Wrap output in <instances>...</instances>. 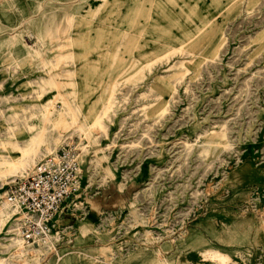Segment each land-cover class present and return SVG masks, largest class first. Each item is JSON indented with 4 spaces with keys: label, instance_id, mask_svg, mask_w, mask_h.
Returning <instances> with one entry per match:
<instances>
[{
    "label": "rangeland",
    "instance_id": "1",
    "mask_svg": "<svg viewBox=\"0 0 264 264\" xmlns=\"http://www.w3.org/2000/svg\"><path fill=\"white\" fill-rule=\"evenodd\" d=\"M66 143L115 200L22 249L5 192ZM0 174V264H259L264 0H0Z\"/></svg>",
    "mask_w": 264,
    "mask_h": 264
},
{
    "label": "built area",
    "instance_id": "2",
    "mask_svg": "<svg viewBox=\"0 0 264 264\" xmlns=\"http://www.w3.org/2000/svg\"><path fill=\"white\" fill-rule=\"evenodd\" d=\"M76 147L64 144L28 177L7 188L8 202L21 213L19 232L28 246L44 243L57 232L79 199L82 164Z\"/></svg>",
    "mask_w": 264,
    "mask_h": 264
},
{
    "label": "crops",
    "instance_id": "3",
    "mask_svg": "<svg viewBox=\"0 0 264 264\" xmlns=\"http://www.w3.org/2000/svg\"><path fill=\"white\" fill-rule=\"evenodd\" d=\"M25 23H26L25 21H22V23L19 24V26L18 25L16 26V24H15L14 26H12V30H21V29H23L24 28L23 26H24ZM82 171H83V166H82ZM82 177L84 178V172H83V176ZM94 185L95 186H92L90 188L91 189L94 188L93 191H95V189H98L99 188L100 189L99 192H98L99 195H100L101 192H104V190L106 188H109V186H100V187H97L96 184H94ZM114 188L120 190V188H117V187H114ZM125 188H126V186H125ZM81 189H82V187H81ZM81 189H80L79 199L84 198L85 197L84 194L87 192V190H84V188L82 190ZM87 195L89 196V193L88 192H87ZM106 195L107 194L103 195V197H101V196L100 197L95 196L96 197V198L94 197L95 199H93V197H92V203H94V204H92L90 206V208L88 209V212L87 211L86 212L84 211V208L87 209L88 207L81 208V206L79 205L80 203H77L78 200H79L78 199L74 203V205L72 206L71 211L64 216L63 226H65L66 224H69L70 222L73 221L74 225H72L71 227H68L67 226L65 228L67 229V228L76 227L78 230H80V231L82 230L84 233H87L89 231V228H93L92 227V226H94L93 220H95V218L97 217V215H98V217L100 219H103V217H104V215L106 213V208L110 207V204L109 203L115 200L114 198L113 199L112 198H109ZM108 196H111V193ZM81 204H83V203H81ZM78 205H79L80 208L78 207ZM92 207H96L97 208V211L95 212L94 210H92ZM80 215H81V217H79ZM83 216H84V218H82ZM85 217L87 218V220L85 219ZM204 224H205V222H204ZM11 226L13 228V224ZM60 230L62 231L63 229H60ZM60 230H58L57 232H55V235L59 239L62 237V234L64 233L63 231L61 232ZM55 250H56L55 257L56 256L58 257L59 253L64 252V251H60V250H57V249H55ZM78 254L80 256H75V255H78ZM261 255L262 256L259 258L258 262H259V264H264V259H263L264 258V253L261 254ZM83 256H87V255L81 254V253H73L71 251H68V252H66L64 254V256L62 258H64V259L71 258L72 259L70 261L67 260V263H65V264H88L86 260L82 259ZM146 257L147 258L145 259V262H146L145 264L149 263V261L152 260V258L155 257V256L152 255V254H148Z\"/></svg>",
    "mask_w": 264,
    "mask_h": 264
},
{
    "label": "bare ground",
    "instance_id": "4",
    "mask_svg": "<svg viewBox=\"0 0 264 264\" xmlns=\"http://www.w3.org/2000/svg\"><path fill=\"white\" fill-rule=\"evenodd\" d=\"M99 118V117H98ZM98 118H96L97 120V123L98 122H100V120L98 121ZM95 121V122H96ZM94 122V123H95ZM93 123V124H94ZM95 125H97V124H95ZM94 125V126H95ZM98 125H99V123H98ZM101 125V124H100ZM85 131V130H84ZM27 147L26 146H24V147H21L20 149L21 150H24V149H26ZM78 151V150H77ZM55 152H53V153H51V154H49V156L50 155H52V154H54ZM49 156H47V157H49ZM46 157V158H47ZM46 158H44V159H46ZM43 159V160H44ZM79 159H80V161H81V164H82V159H81V155H79ZM43 160H41L40 162H42ZM30 161H31V159H29L28 161H25L24 163H22V165L20 166V168H17V169H19L18 171H14V174H17V173H22V172H24V171H27V169H28V167H30ZM39 162V163H40ZM37 166V164L30 170V171H28V173L25 175V176H22L21 178H17L13 183H12V185L13 184H15L16 182H18L19 180H22V179H24V178H26V177H28L32 172H33V170H34V168ZM82 174V170H81V172H80V175ZM80 175H79V177H78V179H80ZM0 176H2V174H0ZM77 183H79V180H78V182ZM79 186H80V184H78ZM6 192H5V195H4V198H5V201L3 202V207H2V211L1 212H3L4 213V215L6 216V215H9L10 214V212H12L13 213V215H12V218H11V220H10V223H11V225L13 224V228H12V230H13V233H14V235H17L21 240V247H22V249H24V247H26V248H35V250L36 251H38V252H40V247L41 246H45L46 244H49V242L51 241V239H52V237H53V235L48 239V240H46L44 243H40L39 245H34V246H28V245H26L25 243H24V241H23V239H22V237H21V234H20V232H19V220H20V211H19V209L18 208H16V207H14L13 205H11L9 202H8V200H7V198H6ZM11 213V214H12ZM53 234H55V232L53 233ZM53 242H55V241H53Z\"/></svg>",
    "mask_w": 264,
    "mask_h": 264
}]
</instances>
